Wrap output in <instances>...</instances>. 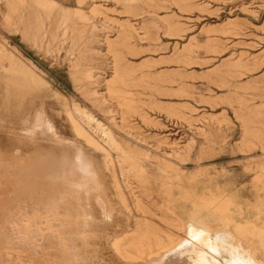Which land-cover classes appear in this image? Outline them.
Instances as JSON below:
<instances>
[{"label":"rangeland","instance_id":"obj_1","mask_svg":"<svg viewBox=\"0 0 264 264\" xmlns=\"http://www.w3.org/2000/svg\"><path fill=\"white\" fill-rule=\"evenodd\" d=\"M56 1L71 11L90 12L99 4L96 24L111 28L110 40L117 44L113 48L115 57H121V66L128 72L126 84L119 85L118 89L126 93L135 111L121 120L118 100L101 106L86 93L97 90L98 97H107L106 81L113 76L114 54H108L103 34L97 37L98 42L90 43L92 49L84 57L80 52L84 53V44L72 48V42L65 43L62 38L35 46L22 39L19 30L23 27L18 31L7 29L2 4L0 103L4 102L6 83L11 78L10 56L30 68L28 61L32 62L37 76L49 83L51 92L33 104L31 100L26 102L23 109L13 99L5 101L0 111V138L7 142L13 136L12 130L29 128L37 104L59 134L71 140L74 133L67 112L77 106L111 130L121 144L150 157L145 163L147 172L141 177L131 173L126 178L120 166L115 167L126 202L119 197L110 172L103 169L105 199L113 209L111 218L103 217L100 207L89 197L92 218L84 229L85 238L68 231L61 235L67 246L79 252L77 264H142L119 257L112 243L131 236L143 219L164 241L170 236L184 237L176 225L192 212L189 195L198 202L217 195L233 198L241 206L234 213V220L264 224V0ZM37 13L48 24L51 14L44 9ZM30 20L40 25L39 18ZM126 25L133 26L138 37L123 46L117 38ZM78 63L93 70L97 79L93 85L83 87V82L76 81L74 72ZM108 107L114 115L108 113ZM39 144L48 147L47 142ZM37 146L24 144L22 159L37 158ZM86 148L96 165L102 164L101 155ZM2 149L3 156L9 157L7 148ZM113 156L116 160V154ZM159 162L167 164V169H159ZM20 170V179L38 181L30 176L35 169L21 166ZM191 182L194 183L191 185ZM165 185L171 187L170 191H165ZM168 203L174 216L166 209ZM201 211L219 226H226L223 224L230 221L227 214L213 208ZM258 211L262 213L261 220L256 218ZM2 218L0 215V224ZM61 246L57 238L42 242L35 264L60 263Z\"/></svg>","mask_w":264,"mask_h":264},{"label":"bare ground","instance_id":"obj_2","mask_svg":"<svg viewBox=\"0 0 264 264\" xmlns=\"http://www.w3.org/2000/svg\"><path fill=\"white\" fill-rule=\"evenodd\" d=\"M124 1L130 3L136 0ZM79 3L81 4V2ZM2 4L5 8L3 15L7 29L15 28L18 31L20 27H23V30H19L22 31V39L35 46L44 45L45 41L55 43L62 38L65 43L72 42V48L84 44V53L80 50L84 57L92 49L90 43L98 42L97 37L100 38L99 36L103 34L101 37L105 38L103 39L104 46H106L108 54L113 56L115 53L113 48L117 44L110 40L111 28L96 24L95 18L100 11V7L96 6L99 4H96L90 12L68 10L56 0H0V6ZM39 9H44L51 14L48 24L41 20L37 13ZM36 17L39 18L40 25L31 22L30 18ZM136 32L133 26H123L119 31V38H117L119 44L127 45L128 42L138 37ZM96 52L99 53V51ZM109 55L106 56V59ZM119 58L121 57H115L114 54L113 76L109 81H106L108 100L107 97H98L97 90H87L86 93L93 96L94 101L101 106L105 103L114 104L113 101L118 100L117 108L118 112H121V120H123L135 109L125 97L126 93L120 90L123 95L118 89L119 85L126 84L128 73L122 68ZM28 62L32 68L14 56H10L8 73L11 78L6 83L4 102L0 103V111L5 105V101L13 99L15 105L19 109H23L26 102L31 100L33 104L51 92L49 83L37 76L34 70L36 66L32 62ZM93 73V70L87 66L84 68L79 63L75 66L76 81L83 82L85 84L83 87L95 83L97 79ZM63 105L68 107L66 103ZM70 111L68 109L67 113L74 133V138L71 140H67L59 134L46 112L43 108H38L37 104L34 105L33 121L29 128L16 132L12 130L13 136L7 139V142L4 138H0V215L3 216L0 224V264H35L41 251V243L50 241L52 238H57L60 241L63 256L60 263L53 264L79 263V252L67 246L61 235L68 231L80 235L81 239L85 238L83 236L84 229L89 224L88 220L92 218L88 209L89 197H93L94 202L100 207L103 217L111 218L113 209L105 199L102 182L103 169L110 172L123 202L126 201L116 178L115 167L120 166L123 176L126 178L131 173L141 177L147 172L145 163L150 158L149 154L139 152L130 145L121 144L116 140L111 130L105 128L91 114L81 111L79 107L74 106L73 111ZM107 111L114 115L111 107H108ZM23 121L26 120L23 119ZM112 121L115 119L112 118ZM40 141L47 142L48 147L46 148L48 149L41 146ZM24 144L38 145L36 155L39 156L33 160H31L32 158H29L30 160L22 159ZM87 146L94 153L101 155L102 164L96 165L94 157H91L87 152ZM3 147L7 148L5 152L9 154V157L3 156ZM113 154H116V160ZM21 166H30L35 169L36 172L30 176L37 178L38 181L20 179L18 173L21 171ZM158 167L167 169L168 165H161L159 162ZM39 179L42 180L39 182ZM198 180H200L199 177ZM193 183L191 182V185ZM164 188L165 191H170L171 187L165 185ZM222 190L220 189V191ZM222 193L225 194V192ZM187 199L191 200L192 212L186 219L179 220L176 225L179 230L184 232V237L170 236L164 241L159 233L155 232L143 219L137 223V228L131 236L112 243L115 253L125 260L141 261L142 264H264L263 223L234 220V213L241 206L238 207L234 203L235 200L230 197L222 198L217 195L212 199L198 202V199L195 201L189 195ZM255 206L253 207L255 208ZM203 208L205 210L213 208L216 212L227 214L230 219L229 223L223 224L226 226L212 223L208 217L202 214L201 209ZM252 208L250 209L252 210ZM166 209L174 216L175 213L170 203L166 205ZM258 214L256 218L261 220L262 213ZM67 240L69 239L67 238Z\"/></svg>","mask_w":264,"mask_h":264}]
</instances>
